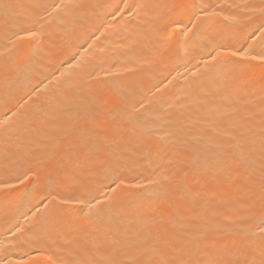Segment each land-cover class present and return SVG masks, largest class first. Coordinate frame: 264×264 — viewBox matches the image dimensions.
Wrapping results in <instances>:
<instances>
[{"label": "bare ground", "instance_id": "obj_1", "mask_svg": "<svg viewBox=\"0 0 264 264\" xmlns=\"http://www.w3.org/2000/svg\"><path fill=\"white\" fill-rule=\"evenodd\" d=\"M6 2L12 7L7 12L0 8V67L8 64L23 69L27 56L37 49H43L46 55L31 71L23 70L19 79L13 73L11 84L0 74V121L10 117L12 125L7 133L0 130V184H15L17 177L28 168L38 167L39 159L43 158L42 137L59 135L44 130L32 110L40 103L38 97L45 91L55 92L69 76L82 71L75 61L69 62L77 51V60L95 57L88 68V73L94 75L89 77L84 73L81 77L88 80L89 88H106L114 102H119L120 98L115 97L112 91L115 83L128 100L126 109L130 110L136 104L139 111L127 113L122 110L121 115H131L132 123L122 121L119 128L113 126L115 121L111 117L103 118L101 128L111 145L95 154V161L99 163L91 170L82 168L78 171L75 183L70 179L72 169L69 166L61 185L51 195V190L44 183L39 188L29 184L0 191V264L5 259L12 264H49L45 257L70 262L77 248L90 247L93 235L98 234L102 224L95 215L100 205L94 203L90 210L82 203H59L61 199L80 196L82 190H87L114 210H131L137 204L145 203V190L152 188L153 182L158 184L163 180L169 169V160L185 159L191 155L181 150L178 155L169 156L168 149L156 147L161 137L176 131L171 122H176L190 141L195 140L201 159L207 158L209 164L217 145L222 142V132L233 131V121L251 118L257 126L259 124L262 104L259 92L243 90L237 78L239 81H253L258 89L264 79V68L259 66L260 62H243L234 66L230 76H225L212 67L211 57L216 54L217 45H252L257 52L264 51L259 39H247L261 23L258 14L252 11L261 0H183L195 3L196 11L207 6L208 10L220 12L219 17L211 18L220 23L213 29L207 17L190 21V13L173 14L171 19H181L183 25L192 30L180 37L176 49L166 59L159 58L155 32L169 17L158 9H140L137 12L124 8L125 3H162L164 0H80L88 5L81 11L64 7L70 0ZM117 8L122 11L118 12ZM225 17L229 19L225 20ZM25 29L36 31L37 36L30 40L18 39L17 34H22ZM209 34L215 39H206ZM176 35L173 34V40ZM177 65L181 78L172 80L176 76L173 69ZM98 80L108 83L100 85ZM37 84H40L41 93L28 99L29 90ZM189 84H198L199 89L177 103L181 90L187 93ZM140 101H143V108L139 107ZM222 113L229 114L227 120H221L219 114ZM25 116L28 118L23 119ZM67 123L60 114L53 120V124L59 127H66ZM141 126L155 135L143 134ZM65 144L66 141L61 139L55 151L62 153ZM113 157L118 160L119 175L123 180L141 184V188L129 189L121 184L120 188L112 191L114 174L99 164L108 163ZM47 167L51 168V164ZM234 173L231 183L223 178L212 179L210 174L198 184H193L191 176L188 181L194 190L192 194H198L200 198L195 217L207 228L205 243L215 239L217 247L250 241L253 239L250 233H255L258 244L260 229L264 227L258 184L245 179L247 172L243 166L237 167ZM126 193L134 195L126 196ZM52 196L56 199L53 200ZM49 201L51 205L59 206L54 210L46 209L45 204ZM160 207L168 208L166 215L174 213L177 207L186 219L194 215L191 204L180 191L174 192L171 207L158 202L156 208ZM145 215L151 217L155 213L145 209ZM101 217L104 221L108 219L107 209ZM66 218H71L76 224L71 234L62 227ZM37 221L44 223L37 228ZM230 221L236 222L235 235L218 236L215 226ZM17 228L21 231L17 232ZM149 230L166 233L172 227L152 224ZM121 232L127 239H135L136 234L143 232V225L131 216L121 225ZM17 237L25 241L23 246L19 245ZM114 238L119 241L122 236L117 234Z\"/></svg>", "mask_w": 264, "mask_h": 264}, {"label": "snow or ice", "instance_id": "obj_2", "mask_svg": "<svg viewBox=\"0 0 264 264\" xmlns=\"http://www.w3.org/2000/svg\"><path fill=\"white\" fill-rule=\"evenodd\" d=\"M11 7L12 5L6 0H0V8L6 12ZM55 7H60V5ZM64 7L81 11L87 9L88 5L80 2V0H70ZM124 8L137 12L140 9H158L169 17L163 26L155 32L156 48L160 59L170 57L179 44L180 37L192 30L191 27L184 26L181 19H171L173 14L190 13V21L193 18L199 19L201 16L207 17L209 18L208 22L213 25V29L215 25L220 23V21L211 19L219 17L220 12L215 9L208 10L207 6L200 7L199 11H196L197 5L195 3L183 2V0H164L162 3L133 5L125 3ZM117 11L122 10L117 8ZM252 11L254 14H258L261 23L247 39H259L264 45V0H261L260 5L254 7ZM160 18L162 19V16ZM224 19L229 18L225 17ZM174 33L177 34L175 40H173ZM36 36L37 32L32 29H25L22 34H17L18 39L30 40ZM206 39L211 41L215 37L209 34ZM90 47L91 45H89ZM45 55L43 49L32 51L27 56L23 69L5 64L0 67V74H3L6 81L11 84L10 77L13 73L19 79L23 70L31 71L38 62L45 58ZM78 55L79 52L77 51L71 56L69 62L75 61L76 66L81 67L82 71L69 76L55 92L45 91L42 96L38 97L40 103H37L32 110V114L39 118L44 130L54 131L59 135H44L41 139L43 158L39 159L38 167L28 168L21 176L17 177L15 184H0V191L14 188L17 185L27 186L29 184L39 188L41 183H44L51 190L49 191V195H51V192L61 185L69 166L72 169L70 179L75 183L78 171L82 168L91 170L96 163H99L95 161V154L99 153L102 148L111 145L104 129L101 128L103 118L111 117L115 121L113 126L119 128L122 121L132 123L131 115H121L122 110L127 113L139 111L136 104H133L130 110L126 109L128 100L124 98L123 92L115 83L112 91L115 97L120 98L119 102H114L113 97L107 94L106 88L102 87L98 90L89 88L87 86L88 80L81 79V77L84 73H87L89 77L94 75V73H88V68L95 57L90 60L80 57L77 60ZM211 59L213 61L212 67L225 76H230L234 66L247 61L258 60L259 66L264 68V51L257 52L252 45L247 47L243 45L239 47L217 45L216 54ZM173 71L176 72V76H173L172 80L181 78L179 65ZM97 82L100 85L108 83L104 80ZM42 83L43 81H41ZM237 83L243 85V90L250 89L253 93L259 92L262 104L258 126L251 118L233 121V131L222 132V142L217 145V150L211 157L212 162L209 164L207 158L201 159V153L199 148L195 146V140L190 141L183 135V129L176 122H171V126L176 131L166 133L164 137H161L156 147L168 149L169 156H176L182 150L191 153L190 157L169 160V169L163 180L158 184L153 182V187L145 190L146 202L137 204L131 210L124 208L114 210L111 205L104 204L87 190H82L80 196L61 199L60 205L73 202L82 203L90 210L94 203L100 205L95 215L102 220V224L98 229V234L93 235L90 247L77 248L75 256L70 262L58 261L54 257H45L49 260V264H264V227L260 229L258 244L255 240V233H250L253 237L252 240L242 241L239 244L233 242L231 246L224 244L217 247L215 239L205 243L207 228L195 217L200 198L198 194H192L194 190L188 184L190 176L193 184H198L202 179H207L209 174L212 179L223 178L231 183L235 177L234 170L243 166L247 172L245 179L258 184L261 207L264 209V79L261 80L258 89L251 80L239 81L237 78ZM198 89V84H189L187 93L183 89L181 90V97L177 98V103H181L185 95L190 96ZM38 93H41L40 84L29 90L28 99H32L33 95ZM138 103L140 108L144 107L143 101ZM58 114L68 121L66 127L53 124V120ZM13 115H17V113H13ZM219 115L221 120H227L229 117L227 113ZM27 118V116L23 117V119ZM10 119L9 117L0 121V130L4 133H7L12 127L9 123ZM141 132L155 135L144 126H141ZM61 139L65 140L66 144L64 151L59 153L55 149L59 147ZM49 145L52 147L50 148ZM49 163L51 168L47 167ZM99 166L114 174L111 180V185L114 186L112 191L120 188L121 184H125L129 189L142 187L141 184L123 180L119 175L120 165L115 157L108 163H100ZM176 191H180L191 204V210L194 214L191 218L186 219L181 216L179 207L174 213L167 215V207L156 208L158 202L171 207V198ZM125 195H134V193H126ZM52 199L55 200L56 197L52 196ZM58 206L51 205V201L45 204L46 209L51 208L52 210ZM105 209L108 210L106 221L101 217V213ZM145 209L151 210L155 215L151 217L145 215ZM131 216H134L143 225V232L136 234L135 239L129 240L121 232V225ZM43 223V221H37L35 227L39 228ZM152 224H168L171 225L172 230L166 233L153 232L149 230ZM62 227L68 234H71L75 230L76 224L71 218H66ZM235 227L236 222L230 221L225 225L217 224L214 231L218 236H233L235 235ZM16 231L20 232L21 229L17 228ZM117 234L122 236L119 241L114 238ZM17 240L20 246L24 245L25 241L22 237H17ZM3 264H12V262L5 259Z\"/></svg>", "mask_w": 264, "mask_h": 264}]
</instances>
